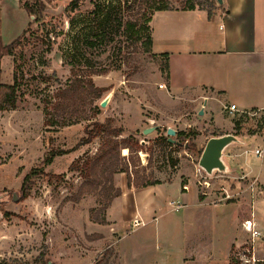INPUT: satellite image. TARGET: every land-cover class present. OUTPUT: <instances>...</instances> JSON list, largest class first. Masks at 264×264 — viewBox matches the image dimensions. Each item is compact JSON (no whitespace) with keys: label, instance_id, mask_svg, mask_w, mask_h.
Here are the masks:
<instances>
[{"label":"rangeland","instance_id":"rangeland-1","mask_svg":"<svg viewBox=\"0 0 264 264\" xmlns=\"http://www.w3.org/2000/svg\"><path fill=\"white\" fill-rule=\"evenodd\" d=\"M157 1L19 0L21 6L42 11L30 16L27 33L4 66L1 80L10 78L13 85L17 69L16 107L0 112V264H132L120 246L127 252L134 248L147 264H181V258L186 264L264 262V187L250 184L251 179L198 172L205 138L217 130L197 117L181 119L179 106L160 88L167 79L165 60L147 52L146 37H135L140 30L149 35L148 20ZM165 1L180 9L176 0ZM194 1L207 11L217 5V0ZM1 2L11 5L12 0ZM70 89L77 100L63 112L58 108L60 95ZM106 100L108 105L101 108ZM224 117L218 122L240 124L248 166L258 168L254 150L264 148V138L246 139L264 136V112ZM186 119L191 128L184 124ZM107 120L124 130L120 139L134 135L140 143L143 151L138 155L121 151V165L133 159L137 166L131 170L135 185L141 183L138 177L167 183L178 175L187 183L183 192L192 182L207 205L186 213H177L176 204L163 205L147 218L145 227L132 222L126 233L103 235L108 233L106 225L98 227L92 219L106 205V197L86 189L79 192L85 178L72 167L97 154L101 139L80 143L87 128ZM156 125L162 126L159 133L142 134ZM167 127L184 130L194 151L159 141L169 138ZM52 149L66 154L47 167L49 177L36 180L23 199L25 177ZM225 191L232 201L218 202ZM253 220L262 222L263 230ZM248 225H255V237L246 231Z\"/></svg>","mask_w":264,"mask_h":264},{"label":"crops","instance_id":"crops-1","mask_svg":"<svg viewBox=\"0 0 264 264\" xmlns=\"http://www.w3.org/2000/svg\"><path fill=\"white\" fill-rule=\"evenodd\" d=\"M0 15V40L7 47L27 30L30 16L19 0H12L11 5L1 2ZM149 26L152 54L158 58L162 55L168 57L169 78L165 91L171 103L181 109V119L197 117L198 122L213 124L217 130L216 134L212 132L205 138L203 149L211 138L235 136L233 124L218 122L219 117L225 118L230 105L237 107V114L264 112V0H222L221 5L217 1L213 11L156 12ZM9 58L4 56L1 59L2 81L4 66ZM8 73L11 74V67ZM3 84L10 85L11 79ZM218 108L221 109L220 114H217ZM190 123L187 119L184 121L188 128L192 127ZM161 127L150 128H156L152 133H157ZM175 131L183 133L184 130ZM237 138L239 143L229 146L223 153L227 172L222 175L230 180L251 179L264 187V148L254 150L255 158L260 160L258 168L250 167L245 156L247 152L243 151L245 138ZM258 138L264 136L246 140ZM256 150L263 151L262 157L255 154ZM118 177L122 194L106 211L108 233L103 235L126 233L135 220L146 226L147 218L163 205L176 204L177 213L207 205L199 200L192 182L188 184L190 190L183 192L182 188L187 183L178 175L167 183L160 182L145 188H129L126 174ZM254 222L263 230L262 222ZM98 227L104 228L101 225ZM120 249L126 254L128 262L133 261L132 264L149 263L147 259L140 258L134 248L130 252L122 246ZM181 259L180 263L186 264L184 258ZM154 264L161 263L154 261Z\"/></svg>","mask_w":264,"mask_h":264},{"label":"trees","instance_id":"trees-1","mask_svg":"<svg viewBox=\"0 0 264 264\" xmlns=\"http://www.w3.org/2000/svg\"><path fill=\"white\" fill-rule=\"evenodd\" d=\"M180 6L181 11H194L196 9H201L199 4L196 3L194 0H176ZM171 3L169 2H155L152 11L153 14L156 12H166V11H173L174 9L171 7ZM23 9L27 11L29 16H33L34 14L39 15L42 11V8L38 10L29 7L28 5H22ZM38 8V6H37ZM152 18V17H151ZM151 18H149L148 23L150 24ZM129 26V25H128ZM27 30L23 33V35L13 42L11 45L4 47L0 40V112L7 111V110H14L17 103V92H18V77H17V69L14 68V84L13 85H5L1 82V59L4 56L13 57L14 56V48L17 47L21 41V39L25 36ZM144 31H136L135 37L137 40H142L145 38L143 45H145L146 50L148 53L152 54V37H151V30L149 35ZM94 46V44H90ZM153 55V54H152ZM155 56V55H153ZM157 57V56H155ZM158 58V57H157ZM160 58L165 60V68H166V80H168V57L166 55L160 56ZM89 86L93 88L92 84L90 83ZM76 90V89H75ZM96 92V91H95ZM65 96V97H64ZM61 102L58 105V108L61 111L68 112L71 110V107H74V103L77 100L76 91L74 93V89L64 90L62 91ZM67 101V102H66ZM69 103V104H65ZM71 102V103H70ZM73 110V109H72ZM98 113H101L100 107H96ZM75 113L76 111L73 110ZM235 137L239 136L241 132L240 124L235 123ZM161 129H157L159 133ZM167 132V129L166 131ZM125 136V132L122 128H116L113 126V122L111 120H107L105 123H93L90 128L86 129V138L82 139L80 146L90 145L96 139H101L102 144L99 147L97 154L90 159H87L82 163V165H77L76 167L73 166V170L79 171L81 175L85 178V181L81 185L79 192H82L84 189L90 190L92 193L104 194L107 200V203L102 209H99L98 214L94 215L92 221L99 225H107L106 221V211L111 206L114 199L121 196V190L114 188V177L116 174H126L127 176V184L128 187L131 188L132 186L135 188H145L148 186H154L161 184L158 181H146L141 177L138 179L141 183L135 185L132 182V175L131 170L135 169L137 166L133 159L130 162V165L125 164L124 166L121 165L122 158H121V151L128 150L130 155L138 152L143 151L139 141H136L135 136L132 135L127 139H120ZM176 141L179 147H184L186 150L194 151V147L189 145V138L190 136L186 133H176ZM159 141L166 143L169 146H172L168 143V139L164 137H160ZM203 151L200 152V155ZM66 152L64 151H57V150H50L49 153L46 155L45 160L35 169H33L24 179L22 185V198L27 199L35 187V181L42 178V177H49L46 174L45 170L47 167L51 166L54 160L57 157L65 155ZM123 159H125L123 157ZM100 214V216H99ZM7 216V215H6ZM5 216V217H6ZM258 264H264V262H258Z\"/></svg>","mask_w":264,"mask_h":264},{"label":"water","instance_id":"water-1","mask_svg":"<svg viewBox=\"0 0 264 264\" xmlns=\"http://www.w3.org/2000/svg\"><path fill=\"white\" fill-rule=\"evenodd\" d=\"M221 5L222 0H217ZM108 100L104 101L101 104V108H105L108 105ZM203 113H201L202 115ZM156 131V128H149L143 131V135H148L152 132ZM168 142L173 145H177V141L173 138L176 136V131L173 129L167 130ZM239 143V140L234 135H225L221 137L211 138L208 140L200 161L199 167L209 176L213 175L214 172H219L221 174H225L227 172L226 165L223 161V153L229 146ZM2 220V216L0 215V221Z\"/></svg>","mask_w":264,"mask_h":264},{"label":"built area","instance_id":"built-area-1","mask_svg":"<svg viewBox=\"0 0 264 264\" xmlns=\"http://www.w3.org/2000/svg\"><path fill=\"white\" fill-rule=\"evenodd\" d=\"M160 88L161 89H166V86L165 85H160ZM226 113H227V115L228 116H234L235 114H237L238 113V109H237V107L235 106V105H230L229 107H227V109H226ZM255 154L258 156V157H262V155H263V151L262 150H256L255 151ZM202 169L200 168V170L198 171L199 173L200 172H202L201 171ZM204 172V171H203ZM241 180H245V179H241ZM250 184H252V185H256L255 184V182H251ZM184 189L186 190V191H188V188L187 187H184ZM224 194H226V196L224 197V195H223V197L221 198V200L220 201H218V202H222V201H228V202H230V201H232V194L230 195V194H228V192L227 191H225L224 192ZM236 195V194H235ZM135 226H139V227H144L145 226V224L144 223H142V222H140V221H138V220H135L134 221V223H133ZM253 227H254V229H253ZM246 228H250V231H247V232H250L251 234H252V236L253 237H255V225L254 226H247ZM243 261V260H242ZM243 262H245L244 264H255V263H252V262H254V259H253V261H251V260H246V261H243Z\"/></svg>","mask_w":264,"mask_h":264},{"label":"bare ground","instance_id":"bare-ground-1","mask_svg":"<svg viewBox=\"0 0 264 264\" xmlns=\"http://www.w3.org/2000/svg\"><path fill=\"white\" fill-rule=\"evenodd\" d=\"M127 152V151H126ZM247 231H250V228H246Z\"/></svg>","mask_w":264,"mask_h":264}]
</instances>
